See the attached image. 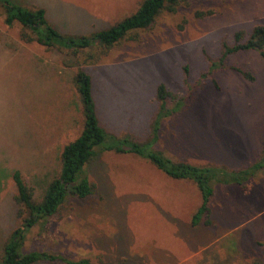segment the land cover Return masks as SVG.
Here are the masks:
<instances>
[{"label": "rangeland", "instance_id": "rangeland-1", "mask_svg": "<svg viewBox=\"0 0 264 264\" xmlns=\"http://www.w3.org/2000/svg\"><path fill=\"white\" fill-rule=\"evenodd\" d=\"M12 1L43 8L63 34L92 36L133 16L146 0ZM257 26H264V0H194L164 11L149 29L135 32L137 40H124L101 63L83 67L93 79L101 124L119 137L151 140L164 84L186 101L163 121L158 150L196 165L249 167L264 151V61L256 51L231 54L225 65L220 59L237 32L246 40ZM21 34L19 25L5 23L0 6V261L19 226L13 174L21 172L41 202L61 172L64 147L84 128L79 60L26 43ZM86 172L94 193L68 198L58 220L34 226L24 253L103 264H264V171L249 193L216 187L211 226L192 224L201 205L197 187L143 158L106 152Z\"/></svg>", "mask_w": 264, "mask_h": 264}, {"label": "trees", "instance_id": "trees-1", "mask_svg": "<svg viewBox=\"0 0 264 264\" xmlns=\"http://www.w3.org/2000/svg\"><path fill=\"white\" fill-rule=\"evenodd\" d=\"M194 0H146L140 9L122 22L94 33L92 36L66 35L61 33L47 18L43 8L29 9L15 4L12 0H0L5 12V23L22 28L21 39L26 43H37L46 50H59L77 58L78 72L75 82L81 97L84 113V128L80 136L66 145L60 157L61 172L47 187L41 202L35 200L34 191L25 182L21 172L13 174L17 188L15 202L19 207L17 220L19 226L12 231L3 247L4 257L0 264H37L39 262H60L63 264H103L88 259L71 261L63 256L45 252L24 253L23 248L31 229L46 220V223L59 219L61 208L68 198L86 199L94 193L95 186L90 181L86 168L100 155L106 152L133 154L149 161L167 177L176 181L193 183L201 196V205L192 218L193 226L212 225L210 203L218 185L238 186L247 193L251 191V181L259 172L264 171V151L260 158L247 168L228 170L225 166L196 165L185 161H175L155 147L159 140V130L163 121L175 113L181 112L180 105L186 101L168 91L164 84L157 89L159 110L156 115L152 139L141 143L130 135L119 137L108 132L100 122L97 104L93 95L92 76L84 66L97 65L108 53L124 40L135 41V32L149 29L164 11L177 12V8ZM235 44H224L221 64L227 57L245 51H256L264 61V26H257L245 40L244 32H237ZM83 57L81 55L83 52ZM247 80H253L250 73L237 68ZM188 68L185 69L188 84ZM212 70L202 74L209 79ZM215 85L216 81H213ZM192 89V88H191ZM190 89V90H191Z\"/></svg>", "mask_w": 264, "mask_h": 264}]
</instances>
